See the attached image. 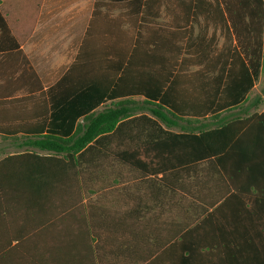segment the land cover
<instances>
[{"label": "crops", "instance_id": "1", "mask_svg": "<svg viewBox=\"0 0 264 264\" xmlns=\"http://www.w3.org/2000/svg\"><path fill=\"white\" fill-rule=\"evenodd\" d=\"M122 2L125 10L120 0H0V142L9 137L18 145L27 134L5 130L48 127L54 117L65 126L75 121L72 134L83 124L87 85L111 81L102 76L109 59L87 49L113 47V20L124 11L134 17L136 10V0ZM98 3L109 19L95 17ZM131 27L128 21L123 29ZM228 45L219 38L214 54ZM254 62L261 65L251 72L248 100L210 113L208 124L264 112V56ZM226 63L225 76L234 70L233 82L249 58L240 54ZM51 90L65 102L50 104ZM117 101L105 98L95 111ZM164 142L107 138L81 167L55 176L44 189L24 184L29 171L22 163L3 165L20 151L4 155L0 148V264H264V137L239 136L225 148L215 138L203 149L200 141ZM125 154L141 167L119 162Z\"/></svg>", "mask_w": 264, "mask_h": 264}, {"label": "trees", "instance_id": "2", "mask_svg": "<svg viewBox=\"0 0 264 264\" xmlns=\"http://www.w3.org/2000/svg\"><path fill=\"white\" fill-rule=\"evenodd\" d=\"M122 1L118 6L125 10ZM102 6L97 4L95 17L109 19V14H101ZM135 7L134 17L131 10L113 20L114 32L118 31L113 47L100 44L87 49L89 55L92 51L99 59H109L104 63L109 71L103 70L102 76L108 75L111 81L102 87L87 85L89 104L82 113L83 124L73 134L75 121L65 126L62 119L57 123L56 117L48 127L5 130L8 136L21 131L27 134L17 145L19 154L8 156L3 162L7 167H15L16 161L22 163L29 171L25 185L44 189L55 176L64 178L71 168L81 167L88 156L105 146L103 141L107 138L146 136L167 141L164 143L169 147H176L181 143L176 141L187 139L200 141L196 143L203 149L210 138L219 139V145L225 148L239 136L264 137V112L244 119H220L213 125L207 123L210 113L218 114L248 100L251 72L261 65L254 58L264 56V0H136ZM163 13L167 21H161ZM128 21L132 27L125 30L123 27ZM210 29L212 37L207 41ZM218 30L224 33L229 45L227 51L216 56L213 47ZM231 34L235 35L239 50L231 47ZM85 50L81 51V58ZM240 54H245L249 63L247 67L243 65L244 70L232 82L234 70L225 76L226 62L229 57L237 58ZM215 61L224 63H220L216 75H210ZM113 84L114 88L107 94ZM53 93L54 90L48 92L50 104L60 105L67 99H54ZM136 97L143 101L132 99ZM105 98L119 101L96 112ZM36 150L52 155L40 156ZM120 152L126 153L127 149ZM124 156L118 161L141 167L138 161Z\"/></svg>", "mask_w": 264, "mask_h": 264}, {"label": "rangeland", "instance_id": "3", "mask_svg": "<svg viewBox=\"0 0 264 264\" xmlns=\"http://www.w3.org/2000/svg\"><path fill=\"white\" fill-rule=\"evenodd\" d=\"M212 29L208 31L206 40L209 41L210 35H212ZM220 35V37H218ZM224 33L221 34V32H216V40H219V38H223ZM0 148L3 149L4 155H8L10 153L18 152L19 149L17 148V144L14 142L13 138H2L0 142Z\"/></svg>", "mask_w": 264, "mask_h": 264}]
</instances>
